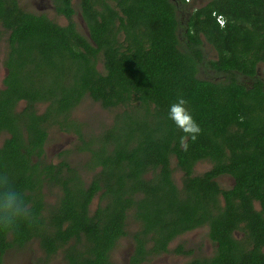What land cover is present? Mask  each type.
<instances>
[{"label": "trees", "instance_id": "obj_1", "mask_svg": "<svg viewBox=\"0 0 264 264\" xmlns=\"http://www.w3.org/2000/svg\"><path fill=\"white\" fill-rule=\"evenodd\" d=\"M18 1L0 0V35L11 43L12 63L30 65L29 78L23 85L7 83L0 106L20 97L61 113L88 97L115 112L110 136L120 159L109 191L128 204V239L138 243L129 263L165 252L173 238L206 226L213 255L190 264H264V212L254 210L255 201L264 210V0H79L76 9L70 0H52L66 26ZM77 12L88 35L71 19ZM176 12L189 18L181 42ZM206 46L216 58L208 59ZM178 96L201 128L194 141H186L187 150L180 146L183 133L168 118ZM5 119L0 114V129ZM173 157L178 168L170 166ZM200 160L211 164L206 173L193 171ZM223 176L231 183L227 189L218 181ZM24 186L21 180L26 201ZM118 206L115 216H126L125 205ZM65 210L79 215L71 206ZM25 222H18L20 232ZM107 226L99 234L87 220L71 224L67 232L77 245L64 249V259L114 264L106 253L123 232L119 222ZM232 229L241 230L245 241L232 239Z\"/></svg>", "mask_w": 264, "mask_h": 264}, {"label": "flooded vegetation", "instance_id": "obj_2", "mask_svg": "<svg viewBox=\"0 0 264 264\" xmlns=\"http://www.w3.org/2000/svg\"><path fill=\"white\" fill-rule=\"evenodd\" d=\"M18 2L28 12L44 15L60 26L69 23L64 15L56 11L52 0ZM78 3L79 0L69 2L73 9H76ZM175 18L178 23L176 35L181 42V27L187 26L188 14L184 17V14L182 16L176 12ZM71 19L88 35L80 13L77 12ZM18 49L21 53L22 49ZM11 51L7 35H0V93L9 90L7 83L13 81L16 86L18 82L23 85L29 78L27 70L30 65L24 68L15 66L9 57ZM34 53L27 52V57L34 58ZM206 54L208 59L212 58L209 51ZM214 55L216 58V53ZM15 76L19 78L17 81L12 80ZM17 91L18 95L28 92ZM0 99H4V95H0ZM84 100L96 108L88 109L87 114L82 112L84 116L81 117L77 112L84 107ZM84 100L81 106L61 113H54V108L47 112L49 104L46 102L29 103L28 99L20 97H14L7 107L0 106V114L6 118L0 129V174H6L11 185L19 192L21 180L24 181V192L28 198L25 202L30 212L36 214L31 216L33 219L27 220L28 224L25 222V231L20 232L22 226L19 223L10 229L0 227V264H70L64 259V249L74 246L75 236L67 231L71 224L79 223L82 219L96 224L99 234L108 228L107 223L119 222L123 234L119 235L106 254L114 264H130V255L138 243L128 239V204L124 198L118 199L114 192L109 191L116 186V182L110 180V173L116 171V160L120 159L116 158L115 142L110 136L115 132L116 114L88 97ZM104 111H109L110 118L101 122ZM177 163L176 157L170 159L171 167L178 168ZM210 168L208 161L200 160L193 165V171L197 174L206 173ZM150 171L153 172L152 169ZM218 181L225 189L231 185L228 177H219ZM123 189H128V178L125 179ZM122 204L125 205L123 211L126 216L116 217L117 208H122L118 205ZM65 206L75 208L81 217L68 215ZM219 208L221 212H226L225 200L219 201ZM254 210L264 212L261 204L256 201ZM63 213L66 216H62ZM207 228L201 226L173 238L165 252L147 257L140 264H190L194 259L203 261L211 258L215 244L208 237ZM186 236H190L188 246L180 242ZM231 237L236 242L245 241L246 238L239 229H232ZM180 244H183V250L177 252ZM121 245L124 247L120 249Z\"/></svg>", "mask_w": 264, "mask_h": 264}, {"label": "clouds", "instance_id": "obj_3", "mask_svg": "<svg viewBox=\"0 0 264 264\" xmlns=\"http://www.w3.org/2000/svg\"><path fill=\"white\" fill-rule=\"evenodd\" d=\"M189 2V1H186ZM168 118L183 133L180 146L187 150V140H195L201 133L200 126L194 120L187 107V101L178 96L169 106ZM31 212L23 195L17 191L6 174H0V227L10 229L19 221L30 220Z\"/></svg>", "mask_w": 264, "mask_h": 264}, {"label": "rangeland", "instance_id": "obj_4", "mask_svg": "<svg viewBox=\"0 0 264 264\" xmlns=\"http://www.w3.org/2000/svg\"><path fill=\"white\" fill-rule=\"evenodd\" d=\"M35 1H39V0H35ZM197 1H199V0H197ZM189 2H191V0H189ZM201 4V3H200ZM45 6H46V4H45ZM44 6V7H45ZM37 10V9H36ZM43 10H45V9H43ZM205 50L206 51H209V56L210 57H212V58H214V52H211L210 51V48L208 47V46H206V48H205ZM0 71H1V67H0ZM263 72H264V70H263ZM85 101V100H84ZM87 102V100L84 102L85 104H84V107H82L81 109H80V112H77L79 115H81V117H82V115L83 114H87L88 113V109H95L96 107L95 106H93V105H90V104H88V103H86ZM79 106H81V104L79 105ZM82 112H83V114H82ZM113 112V111H112ZM102 119H100L101 117H100V113H99V119L101 120V122H104V121H106V120H109V118H110V114H109V111H104V112H102ZM84 116V115H83ZM87 116V115H86ZM85 116V117H86ZM84 117V118H85ZM89 117H90V115H89ZM180 242H183V243H185L187 246L189 245V242H190V236H186V237H182L181 239H180ZM124 246L123 245H121V247H119L120 249L121 248H123ZM119 249V250H120ZM125 251V250H124ZM119 251H116V253H118Z\"/></svg>", "mask_w": 264, "mask_h": 264}, {"label": "built area", "instance_id": "obj_5", "mask_svg": "<svg viewBox=\"0 0 264 264\" xmlns=\"http://www.w3.org/2000/svg\"><path fill=\"white\" fill-rule=\"evenodd\" d=\"M185 1H189V0H185ZM217 23L220 25V26H223L224 25V20L222 17H217L216 19Z\"/></svg>", "mask_w": 264, "mask_h": 264}]
</instances>
